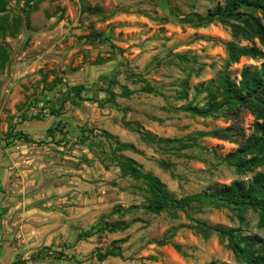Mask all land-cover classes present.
Wrapping results in <instances>:
<instances>
[{"label":"rangeland","instance_id":"obj_1","mask_svg":"<svg viewBox=\"0 0 264 264\" xmlns=\"http://www.w3.org/2000/svg\"><path fill=\"white\" fill-rule=\"evenodd\" d=\"M27 1H39L30 27L0 36L10 51L0 68V264H246L191 219L264 238L257 213L249 209L242 222L210 204L148 212L147 183L123 174L115 157H132L176 197L247 184L264 170L239 173L222 160L252 133L248 109L206 117L182 110L203 106L207 91L199 88L215 89L222 72L238 81L244 67L264 63L243 56L227 65L230 26L183 21L225 0H9L10 21L24 16ZM240 41L264 52L257 39ZM147 84L156 91H144ZM138 126L184 142L231 126L235 140L201 136L177 149L180 142L141 139ZM20 130L32 140L15 138ZM116 140L137 151L115 150ZM117 246L122 256L97 258Z\"/></svg>","mask_w":264,"mask_h":264},{"label":"trees","instance_id":"obj_2","mask_svg":"<svg viewBox=\"0 0 264 264\" xmlns=\"http://www.w3.org/2000/svg\"><path fill=\"white\" fill-rule=\"evenodd\" d=\"M9 0H0V36L15 35L18 33L23 22L26 27H30V13L36 8L39 1H35L26 9L23 17L15 16L10 21L6 13V4ZM98 7H96L95 11ZM183 21L204 25L218 21L227 23L231 28L233 40L227 42V65L238 61L243 56L252 58L263 57L264 52L254 43L249 45L241 44L242 39L254 41L257 39L264 49V0H225L224 4H217L206 14L195 13L183 17ZM94 38L101 40L99 34L95 33ZM182 59H187L186 55H179ZM10 58V51L6 44L0 42V68H3ZM123 96H128L132 90L123 87ZM146 92H155L156 89L147 84L143 87ZM199 91H207L206 103L198 107L188 103L182 110L194 115L206 117L219 113L239 111L246 108L254 116L253 131L234 151L229 152L222 158L227 164L234 166L239 173L252 172L256 168L264 167V63L259 67L246 66L241 70L240 79L236 81L231 78L228 72H222L217 79V87L213 89L211 84L200 87ZM111 100L115 97L113 91L109 92ZM102 105V104H101ZM50 113L57 115L58 109L51 108ZM236 114V113H235ZM231 126L216 128L207 132L200 131L197 135H190L192 141H183L176 138L157 137L147 131H143L139 126L137 131L141 139L151 143H173L180 142L177 149H186L195 146L196 141L201 136H210L219 139L234 141L231 136ZM105 134L111 137L109 133ZM15 138L32 140L24 131H17L13 134ZM115 150L137 151L132 143H122L116 140ZM123 174H128L134 178L145 180L148 185L150 196L145 210L151 213H160L169 209L175 214L177 211L188 213L194 204H210L215 208H228L233 211L239 221L245 220L246 212L251 209L258 215V227L264 230V170L254 173L249 183L233 181L228 185L218 186L209 192H197L176 197L170 193L161 179L149 171H144L135 159L128 156H115ZM167 167L165 162H162ZM119 211V207L116 208ZM196 228L204 235L210 236L217 233L221 240H226L227 247L235 256L246 264H264V238L257 235H242L236 228H226L215 226L199 219L192 218ZM117 225H112L113 231ZM122 239L114 242L120 243ZM180 249L179 245H176ZM99 260H104L108 256H122L120 246L112 247L104 252L97 251ZM207 264H223L211 261Z\"/></svg>","mask_w":264,"mask_h":264}]
</instances>
